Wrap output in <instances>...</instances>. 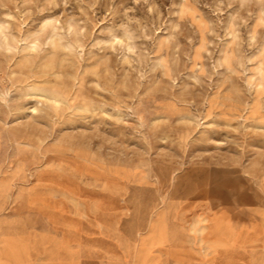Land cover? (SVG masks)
I'll return each instance as SVG.
<instances>
[{
	"label": "rangeland",
	"instance_id": "374dc122",
	"mask_svg": "<svg viewBox=\"0 0 264 264\" xmlns=\"http://www.w3.org/2000/svg\"><path fill=\"white\" fill-rule=\"evenodd\" d=\"M0 264H264V0H0Z\"/></svg>",
	"mask_w": 264,
	"mask_h": 264
}]
</instances>
